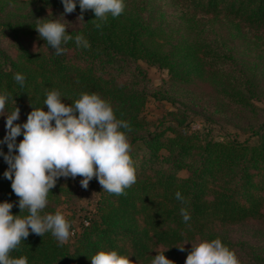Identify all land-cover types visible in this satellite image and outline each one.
I'll return each mask as SVG.
<instances>
[{
	"label": "trees",
	"instance_id": "obj_1",
	"mask_svg": "<svg viewBox=\"0 0 264 264\" xmlns=\"http://www.w3.org/2000/svg\"><path fill=\"white\" fill-rule=\"evenodd\" d=\"M62 13L61 0H0L6 110L19 107L15 123H23L33 108L47 110L49 91H59L68 104L82 93L100 95L130 124L125 131L137 180L120 195L102 189L96 213L73 243L58 245L50 232L30 233L10 255L28 264H91L97 251L116 250L133 264H151L155 250L168 249L174 264H185L192 244L220 238L240 264H264V107L256 103L264 99V0H125L123 13L103 22L92 10L79 20L77 4L65 17L75 16L78 25L67 31L84 35L90 46L71 40L55 55L35 26ZM139 61L169 77L154 87ZM16 73L25 77L23 86L13 79ZM150 96L180 105L154 126L142 115ZM191 113L251 132L256 142L204 137L188 127ZM5 121L0 117V139ZM7 168L0 157V201L18 202L3 176ZM75 198V178L61 177L44 212ZM11 211L28 214L15 203ZM244 226L249 237L232 234Z\"/></svg>",
	"mask_w": 264,
	"mask_h": 264
},
{
	"label": "clouds",
	"instance_id": "obj_2",
	"mask_svg": "<svg viewBox=\"0 0 264 264\" xmlns=\"http://www.w3.org/2000/svg\"><path fill=\"white\" fill-rule=\"evenodd\" d=\"M64 13L54 19H38L35 29L55 55H61L69 41L78 47H89L82 34L73 37L65 24V14L76 10L77 4L83 13L92 10L95 20L107 21L109 15L120 16L125 10V0H61ZM63 17V20L60 19ZM94 20V19H93ZM101 27L100 23L95 25ZM13 79L23 86L25 77L16 73ZM9 97L0 95V117H6V135L0 139V147L8 168L3 173L11 180V189L18 202L0 201V264H28L26 257H12L10 253L21 241L32 234L43 236L51 233L58 245L69 240L72 225L61 211L44 212L48 194L59 178L82 177L80 184L87 188L95 177L103 191L123 194L137 180L136 166L131 156V145L125 130L130 124L118 119L111 104L96 93H82L72 104L64 102L61 93L52 90L46 93L44 108H33L23 123H15L20 117L19 107L6 110ZM23 139L17 142V137ZM175 198L183 202L179 191ZM27 209V215L13 214L11 209ZM185 222L190 216L180 209ZM181 251L184 247H179ZM165 251L155 250L151 264H174ZM91 264H133L129 256L116 250H99L90 258ZM185 264H240L235 251L220 238L203 240L193 245Z\"/></svg>",
	"mask_w": 264,
	"mask_h": 264
},
{
	"label": "rangeland",
	"instance_id": "obj_3",
	"mask_svg": "<svg viewBox=\"0 0 264 264\" xmlns=\"http://www.w3.org/2000/svg\"><path fill=\"white\" fill-rule=\"evenodd\" d=\"M61 19H63V17ZM65 20L66 21H64V23L72 27H76L78 25V21L73 15L65 17ZM139 64L145 70L148 80L154 87L161 86L163 82L169 77V73L165 69H160L157 66L150 65L145 61H139ZM256 103L264 107V99H261ZM179 105L180 104L178 103L175 106L167 100H159L153 96H150L142 115L151 121L154 126H157L161 120L165 119L168 111L175 110V108L179 107ZM186 123L190 129L198 130L204 137L220 140L226 136H230L239 140L248 139L251 142H256V137L251 132H244L235 125L227 124L223 121H206L202 117L191 113ZM168 124L169 122H167L166 125ZM81 179L82 177L80 176L75 178V200L73 202L63 200L57 209V211H61L65 215L66 219L71 222L73 234L67 241L69 243H73L79 237L82 230L89 225L90 217L94 216L96 213L101 198L100 194L102 186L95 177L89 182V185L86 189L81 186ZM244 229H247V226L234 227L233 230L235 233L232 234H234L236 237L241 235H246V237H249L248 232H245Z\"/></svg>",
	"mask_w": 264,
	"mask_h": 264
}]
</instances>
